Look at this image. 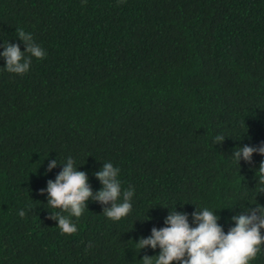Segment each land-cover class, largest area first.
<instances>
[{"label": "trees", "instance_id": "16d2710c", "mask_svg": "<svg viewBox=\"0 0 264 264\" xmlns=\"http://www.w3.org/2000/svg\"><path fill=\"white\" fill-rule=\"evenodd\" d=\"M19 28L46 58L18 75L0 55V264H142L160 249L137 243L172 210L195 227L208 208L227 233L264 205V155L234 158L264 144V0H0V53L26 52ZM69 157L94 193L119 168L130 214L89 200L61 234L40 190Z\"/></svg>", "mask_w": 264, "mask_h": 264}, {"label": "clouds", "instance_id": "9594fccd", "mask_svg": "<svg viewBox=\"0 0 264 264\" xmlns=\"http://www.w3.org/2000/svg\"><path fill=\"white\" fill-rule=\"evenodd\" d=\"M17 35L24 41L26 52H22L18 44L7 43L0 55L6 60V71L23 75L29 71L32 58L44 59L46 52L33 41L31 33L19 28ZM224 140L223 135L215 137L216 143H222ZM254 153L264 155V144L258 147L244 145L237 148L234 158L238 164L241 159L252 163ZM74 164L75 161L69 157L66 163H63V170L56 179L48 180L47 188L40 190L42 195L47 193L49 208L60 210L52 211L49 219L58 220L61 234L70 235L77 232L76 224L69 217H81L83 211L88 208L89 200L105 205L103 214L113 221H119L130 214L134 189L122 192L118 179L119 168L114 167L112 163H104L102 169L94 173L103 187L94 193L88 174L75 168ZM56 167L57 161L52 160L48 171L51 172ZM257 175L259 182L264 183V161L260 163ZM62 212L68 213V216L62 215ZM248 212L249 214L233 216L235 226L225 233L217 222L220 217L208 208H198L191 214L195 227L189 223V214L172 210L165 220L167 226L159 229L153 227L151 236L141 237L137 243L139 250L148 247L160 249L157 256L145 255L142 264H173L174 261L176 264H249L264 245V235L261 231L264 229V205H257ZM18 214L24 217L26 213L21 210Z\"/></svg>", "mask_w": 264, "mask_h": 264}]
</instances>
